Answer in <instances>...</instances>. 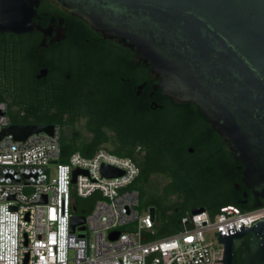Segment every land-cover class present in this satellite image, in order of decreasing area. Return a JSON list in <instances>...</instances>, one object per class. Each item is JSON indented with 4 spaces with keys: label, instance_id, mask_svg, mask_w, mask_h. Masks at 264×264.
Masks as SVG:
<instances>
[{
    "label": "water",
    "instance_id": "1",
    "mask_svg": "<svg viewBox=\"0 0 264 264\" xmlns=\"http://www.w3.org/2000/svg\"><path fill=\"white\" fill-rule=\"evenodd\" d=\"M40 1L0 0V34L39 32L37 46H45L51 25L40 21ZM45 1L132 51L134 61L149 66V72L159 78L156 87L173 102L196 105L243 168L241 182L255 195L253 208L261 206L257 201L264 199V0ZM55 31L49 42L63 38L62 30ZM45 74L42 68L35 77ZM53 127L11 123L1 129L0 138L52 134ZM100 172L106 177L121 174L105 165ZM79 173L85 170L74 169L71 183ZM71 210L69 230L84 238L85 212L76 213L74 205ZM202 210L193 207L191 213ZM148 213L153 219L154 207H148ZM225 231L215 233L223 248L222 264H230L232 249L238 246L243 264H264V217L248 227L240 224ZM118 233L109 232V239ZM245 234L248 250L240 243Z\"/></svg>",
    "mask_w": 264,
    "mask_h": 264
},
{
    "label": "trees",
    "instance_id": "2",
    "mask_svg": "<svg viewBox=\"0 0 264 264\" xmlns=\"http://www.w3.org/2000/svg\"><path fill=\"white\" fill-rule=\"evenodd\" d=\"M48 4L42 0L37 7L42 25L48 21L42 18L43 7ZM74 20L79 23V29H68L64 41L47 47L37 49L40 34L35 31L0 37V57L3 55L9 60V66L2 73L4 77H0V101L7 105L10 122L57 126L59 162L67 161L74 152L89 157L100 148L129 157L139 173L128 188L138 191V205L140 202L148 207L152 204L160 216L155 218L153 228L142 234L145 240L178 231L181 217L193 207H204L210 216L225 204L235 205L241 211L252 209L253 204L235 200L232 182L240 175L235 173L234 166L228 167L225 163L223 143L196 105L164 104L163 109L148 113L135 96L139 72L131 68L134 61L130 50L103 38L81 19L74 17ZM86 37L90 39L88 45ZM58 60L72 63L61 66L62 74L70 73L68 80L63 76L54 78L51 68ZM42 68H47L48 73L36 79L35 73ZM138 122H149V133L154 140L153 152L144 161H137L133 156ZM173 123L183 128L174 130ZM194 123L198 124L205 143L201 163L191 159L192 172L201 171L202 188L197 191L191 189L192 182L184 173V163L190 159L187 144H181L174 154L163 145L166 139H173L174 143L181 133L190 131L195 135ZM153 170L167 173L171 179L166 183L157 182L151 176ZM71 196L76 213H87L99 195L80 198L72 190ZM119 229L126 230L127 226Z\"/></svg>",
    "mask_w": 264,
    "mask_h": 264
},
{
    "label": "built area",
    "instance_id": "3",
    "mask_svg": "<svg viewBox=\"0 0 264 264\" xmlns=\"http://www.w3.org/2000/svg\"><path fill=\"white\" fill-rule=\"evenodd\" d=\"M9 124L7 105L0 101V131ZM58 156L57 126L52 134L0 138V264H222L215 233L264 217V207L241 211L225 204L213 216L205 209L190 211L178 231L145 240L142 234L153 228L155 216L138 211L139 193L128 186L139 170L129 157L101 148L89 157L74 152L65 162ZM103 165L121 174L103 176ZM76 168L85 173L71 183ZM72 190L80 198L99 195L85 213L84 238L69 230ZM123 225L126 230L119 229ZM114 230L119 233L111 240Z\"/></svg>",
    "mask_w": 264,
    "mask_h": 264
},
{
    "label": "flooded vegetation",
    "instance_id": "4",
    "mask_svg": "<svg viewBox=\"0 0 264 264\" xmlns=\"http://www.w3.org/2000/svg\"><path fill=\"white\" fill-rule=\"evenodd\" d=\"M43 8L45 10L42 11V18H48V21L45 25H47L48 23H50L51 25L50 37L56 35L55 30H59V31L62 30L63 38L58 41L49 42L50 37H47L46 45L37 46V49L40 47H47L48 44L59 43V42L64 41L67 38L68 29H79V23L76 20H74L73 16L68 15L67 13L59 10L56 7H55L56 9H54L53 5H51L50 3ZM51 19H53L52 22L50 21ZM40 20H41V17H40ZM6 34L7 33L0 34L1 35L0 37L5 36ZM41 37L42 36L40 34V39ZM95 38L96 37L94 36L92 39L95 40ZM85 44L86 45L90 44V39L88 37L85 38ZM100 47L102 49V43H100ZM130 52L133 58V53L132 51ZM65 64L68 66L72 65V63H70V61L68 60H62V61L58 60L54 63V65L51 68L54 78L58 79L62 76L64 80H68L70 78L69 72L62 74L61 66ZM8 66H9V60H7V58H4V56L1 55L0 57V77H4L2 73L4 72L5 69H7ZM131 68L139 72V79H138V82L135 84V96L137 98L138 104L144 109H146L148 113L155 111V110L163 109L164 104H173V105L177 104L173 102L170 98H168L166 95L162 94L160 92V89L156 87V84L158 83L159 78H155L153 74L149 72V66H147L141 61L139 62L134 61V64L132 65ZM45 69H46V74H47L48 69L47 68ZM46 74L42 77H45ZM40 78H36V79H40ZM187 104H190V103L180 104V105L186 106ZM149 125H150L149 122H138L136 124L135 138H136L137 144L135 145L133 149V156L135 157L137 161L146 160V156H148L151 152H153L154 140L152 139V136L149 133V130H150ZM172 127L174 130L183 128V127H180L178 123H173ZM193 128H195L194 129L195 135H193L190 131L185 134L181 133L179 136H177L178 139L175 138V140L173 141L174 143H172L173 139H166L163 145H164L165 150L172 152L174 154L175 152L178 151V148L181 144H185V143L187 144L186 151L190 159L186 160V163H184L185 165L184 173L188 181L192 182V184H190L191 189H193V191H197V190H201L202 188V181H201V176H200L201 171L195 174L192 172V166H191L192 160L191 159H193L195 163H201V160H203L204 158L203 149L205 147V143L203 142L201 138L202 133L199 132L198 124L194 123ZM168 138H170V135L168 136ZM222 143L226 151L222 153V156L225 159V163L228 164V167L234 166L235 173L240 175L238 177V180L232 182L233 189H234L233 195L237 197L235 200L245 205L253 204L256 201L255 195L252 193L250 189L246 188L244 184L241 182L243 168L240 166L239 162L235 161L232 158L231 153L228 150H226L225 143L223 141ZM216 151H219V147L216 148ZM229 158H232L233 161H230ZM151 176L157 182L164 181L166 183L167 181L171 179V177L167 173L166 174L160 173L156 170H153L151 172ZM257 202L261 204L260 207H264V199L259 198ZM149 206L154 207V211L156 213L155 206L152 204H149ZM248 236H249L248 234L243 235L242 240L240 242L241 245H243L245 249L247 250L249 249ZM230 264H243L241 246H238L232 249V253L230 257Z\"/></svg>",
    "mask_w": 264,
    "mask_h": 264
},
{
    "label": "rangeland",
    "instance_id": "5",
    "mask_svg": "<svg viewBox=\"0 0 264 264\" xmlns=\"http://www.w3.org/2000/svg\"><path fill=\"white\" fill-rule=\"evenodd\" d=\"M147 207L148 206H146V204H143L140 202V204L138 205L137 208H138L139 213L143 214V213L147 212V210H148ZM155 218L160 219V216L158 215V213H155Z\"/></svg>",
    "mask_w": 264,
    "mask_h": 264
}]
</instances>
